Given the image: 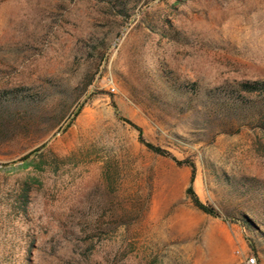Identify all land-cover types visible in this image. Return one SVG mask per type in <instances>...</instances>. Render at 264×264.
<instances>
[{
  "label": "rangeland",
  "instance_id": "1",
  "mask_svg": "<svg viewBox=\"0 0 264 264\" xmlns=\"http://www.w3.org/2000/svg\"><path fill=\"white\" fill-rule=\"evenodd\" d=\"M253 82L264 0H0V264H264Z\"/></svg>",
  "mask_w": 264,
  "mask_h": 264
},
{
  "label": "trees",
  "instance_id": "2",
  "mask_svg": "<svg viewBox=\"0 0 264 264\" xmlns=\"http://www.w3.org/2000/svg\"><path fill=\"white\" fill-rule=\"evenodd\" d=\"M239 93L236 97L235 104L237 107H244L247 105L245 97L241 95V93H247V94H256V93H263L264 94V82H253V83H240L239 84ZM125 124L129 125L132 129H134L138 133V139L139 142L151 153L156 154L158 156L168 158L171 161H173L176 165L178 166H187L190 168L191 171V176H190V182H189V187L186 190L187 196L191 199L193 205L201 212L204 214H207L212 217H220L219 213L212 207L203 204L199 198L197 197L196 193L194 192L193 189V181H194V176H195V166L193 163L189 161H179L175 157H173L170 153H168L166 150L155 146L149 142H147L144 137L142 130L139 126L135 125L132 121L128 119H121ZM37 151V150H36ZM27 156H24L22 160H26ZM247 218V217H246ZM225 220H228L226 217L224 218ZM230 220H235L237 222H241L240 219L232 217ZM233 221V222H235ZM245 222V221H244ZM248 223V222H246ZM245 223V224H246ZM251 245V244H250Z\"/></svg>",
  "mask_w": 264,
  "mask_h": 264
},
{
  "label": "built area",
  "instance_id": "3",
  "mask_svg": "<svg viewBox=\"0 0 264 264\" xmlns=\"http://www.w3.org/2000/svg\"><path fill=\"white\" fill-rule=\"evenodd\" d=\"M245 264H255V260L253 257H249L246 259V263Z\"/></svg>",
  "mask_w": 264,
  "mask_h": 264
}]
</instances>
